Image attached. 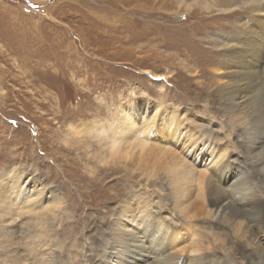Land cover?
Returning <instances> with one entry per match:
<instances>
[{
  "label": "rangeland",
  "instance_id": "1",
  "mask_svg": "<svg viewBox=\"0 0 264 264\" xmlns=\"http://www.w3.org/2000/svg\"><path fill=\"white\" fill-rule=\"evenodd\" d=\"M252 8L246 0H0V172L35 169L62 198L66 207L53 223L62 246L58 264L99 261L122 195L137 192L163 213L171 210V220H182L168 204L163 179L171 153L154 151L144 158L135 149L125 160L111 158L104 128L118 122L120 108L130 103L140 115L156 116L149 142L163 144L167 137L164 125L158 126L159 133L156 127L161 108L186 117L180 128L186 135L211 127L233 138L216 89H223V58L239 49L226 51L215 42L220 34L231 37L250 24ZM254 43L264 48V31ZM252 48L237 60L240 65L251 59L252 72H240L230 81L249 80V89H262L264 56ZM97 122L104 124L102 144ZM90 170L101 177L98 191L91 194ZM116 170L135 176L117 180ZM68 172H74L73 179ZM188 196L182 211L191 213L199 228L208 222L202 200L197 189ZM237 222L216 224L210 236H202L211 248L200 252L191 249L190 229L185 228L169 244V255H179L185 264H195V256H204L205 264H255V256H263L264 230L250 231L244 242L242 235L249 231L242 220ZM17 240L33 243L38 237L26 233ZM249 245L256 246L255 253Z\"/></svg>",
  "mask_w": 264,
  "mask_h": 264
},
{
  "label": "bare ground",
  "instance_id": "2",
  "mask_svg": "<svg viewBox=\"0 0 264 264\" xmlns=\"http://www.w3.org/2000/svg\"><path fill=\"white\" fill-rule=\"evenodd\" d=\"M246 1L251 2L254 8L250 24L237 30L234 36L224 37L220 34L215 42L217 47L226 51H230L232 46L239 49V53L236 52L234 56L231 54L223 58V89H216L217 97L221 100L222 115L227 127L231 128L229 134L233 138H225L223 131H214L211 127L186 135L180 131L182 123L186 125V117L178 116L177 109L167 114L161 108L156 127L159 133L162 132L159 127L164 125L167 137L163 144H159L160 141L149 142V130H152L156 116H151V119L145 117L144 113L140 115L142 113L135 104L122 106L118 112V122L104 128L107 132L103 129L106 138L104 145L109 149V157L125 160L131 157L135 149L139 151L138 157L144 158L154 151L164 152V155L169 151L171 165L163 171V179L169 192L168 204L180 214L177 219L182 220L179 223L176 219L171 220L167 216L173 215L171 210L166 209V213H163L152 200L137 195V192L122 195L116 203L118 210L114 222L108 228L103 254L99 256V261L91 263L84 259L83 264H185L179 255H169V244L180 239L185 228L190 229L189 244L194 252H200L202 247L211 248L212 243L208 240L204 243L202 236H210L216 224L226 227L227 224L242 220L245 230L249 231L245 237L242 235L244 242L249 240L250 231L264 230V87L249 89V80L238 83L230 81L231 76L239 75L240 72H252L249 69L251 59L237 65V60L244 57L243 52L247 47L258 51L259 57L264 56V48L254 43L264 31V0ZM224 3L229 4V1ZM232 37H235V43L228 39ZM262 64L264 72V59ZM241 85L247 89H238ZM97 124L96 137L101 143L100 134L104 124ZM139 130L142 134L135 135ZM187 136L189 138L186 139ZM159 140H162L161 136ZM170 142H176L179 146ZM237 148L239 153H244V158L235 151ZM23 169L9 167L0 172V264H58L57 254L62 246L58 245V226L55 228L53 223L57 221L58 211L64 210L66 206L62 198L57 197L59 194L54 187L40 174L33 172L35 169ZM92 171H89L92 174L89 178L90 194L97 190L96 181L99 177ZM116 171L119 173L117 180L129 181L135 176L128 170ZM68 175L73 179L74 172H68ZM123 188L116 189L121 192ZM193 189H197V196L203 204V214L208 220L199 228V225L194 227L192 224L193 215L182 211ZM104 191L108 194L109 187ZM26 233L36 234L38 240L33 243L19 242L17 239L21 235L26 237ZM232 234L236 236L234 232ZM247 248L255 253L256 246L249 245ZM261 251L264 256V248ZM263 256L257 254L254 263L264 264ZM194 258L195 264L206 263L204 256Z\"/></svg>",
  "mask_w": 264,
  "mask_h": 264
}]
</instances>
